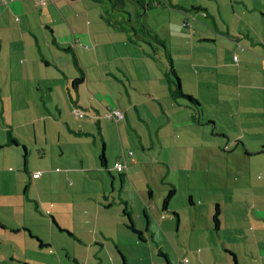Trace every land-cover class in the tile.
<instances>
[{
	"label": "crops",
	"instance_id": "0c3cea01",
	"mask_svg": "<svg viewBox=\"0 0 264 264\" xmlns=\"http://www.w3.org/2000/svg\"><path fill=\"white\" fill-rule=\"evenodd\" d=\"M50 1L53 6L45 5L47 13L34 5V0L0 2V63L6 64L7 59L12 66L23 54L29 74L32 70L36 76L35 69L42 67L43 62L46 67L57 70L59 76L54 73L53 80L60 79L68 90L67 107L51 101V107L55 108L51 112L57 113L58 119L49 112L45 101L47 114L42 117L51 120L49 126L56 128L58 141L62 138L61 155L68 152L66 162L70 166L66 165L63 174L48 173L45 179L49 168H44L45 173L41 172L38 178L31 174L41 170L32 168L30 179H44L50 185V176L60 174L54 179L62 185L67 178L72 183L75 178H85L97 181L100 186L73 188V198H65L71 192L65 188L56 191H52L51 185L46 191L36 188L35 209L43 221L38 223L35 235L29 237L35 243L22 233V230L29 233L23 227L26 224L19 227L0 218L3 224L0 226V264H161V261L167 264L165 257L172 264H264V101L260 106L238 104L236 108H221V116L239 120L235 130L231 125L222 126L214 116L208 120L212 122H208L212 125L210 132L200 122L209 97L215 109L224 107L227 101L222 85L218 84L219 78L214 85L220 90L209 92L208 85H213L210 77L214 73L222 79L227 73L234 81L246 76L247 82L237 85L236 99L248 97V103L253 100L261 104L256 99L257 89L264 94V74L259 78L249 68L264 58V35L258 31L252 33L250 28L243 31L241 26L226 24L223 20L226 19L224 5L229 2L232 13L246 21L245 11L240 8L250 10L249 0H141L145 8L137 0H89V3H100L98 6L67 0L68 11L58 6L64 0ZM29 4L39 9L38 21L32 16ZM97 7L100 13L91 12L90 9ZM151 17L161 21L151 27L148 21ZM180 21V28L187 29L190 36L193 32L202 34L197 36L199 41L213 45L220 42L228 47L231 59L223 58L226 52L220 49L214 52L216 61L201 62L195 76L193 72L190 74L196 90L183 91L182 82L179 84L183 92L199 102L200 112L184 98L172 96L175 85L167 80L166 53L171 57V52L160 34H180ZM117 32L127 33L114 40L111 34ZM157 44L163 45L164 53ZM120 45L125 49L117 51ZM68 53L70 58L63 56ZM233 55H237L238 61H234ZM96 59L104 61L106 74L118 84L114 89L108 87L107 77L98 67L96 73L102 75L100 79L105 87L101 92L89 91L87 103L83 96V87L90 86L86 68H94ZM65 63L77 75L72 72L67 76ZM79 76L83 80L74 86L73 80ZM38 89H42L40 84ZM48 89L56 92L54 86ZM109 108L120 109L124 117L119 121L109 119L105 116ZM76 112L83 115L77 117ZM72 115L75 119L88 117V121L71 124ZM44 125L47 129L48 124ZM7 132L8 140L0 147L25 145L23 140ZM209 136H218L219 140ZM11 152L16 160L17 150ZM116 161L125 165L121 171L114 168ZM146 165L156 174L151 177L156 188L149 186ZM23 171L27 173L26 158ZM193 173L200 175L204 182L210 177L216 179L217 186L214 188L211 184L214 192L201 205L195 204L199 196L190 186ZM16 178L19 180L21 176ZM179 183L184 185L180 190L184 188L190 210H185V204L181 208L175 206ZM24 185V194H29L28 183ZM170 190L173 193L164 208L163 200ZM46 205H54L51 212ZM215 206L218 227L213 221ZM43 209L53 224L47 221ZM136 209L146 222L138 224ZM67 211L72 222L66 218ZM125 211L134 228L141 232L140 237L128 228ZM161 211L167 212V217H153ZM99 215H105L106 219L99 222ZM43 225L47 235L40 230ZM157 239L162 242L156 244ZM194 241H200L201 250L192 248ZM140 250L142 256L137 255Z\"/></svg>",
	"mask_w": 264,
	"mask_h": 264
},
{
	"label": "rangeland",
	"instance_id": "374dc122",
	"mask_svg": "<svg viewBox=\"0 0 264 264\" xmlns=\"http://www.w3.org/2000/svg\"><path fill=\"white\" fill-rule=\"evenodd\" d=\"M45 3L37 2L34 0L32 2L34 5H36L38 8H44L45 11L44 13H47L46 6H53L50 0H42ZM64 3H61L60 1L58 2V6L62 9L66 8V11H68V2L67 0H64ZM213 1V0H211ZM80 5H89V4H94V5H100V3H89V0H80L79 2ZM33 4H29V8L32 11L34 16V19L38 21V10L35 7H33ZM249 8L250 10H245L244 7L241 6V9H244L245 15L247 16L246 21H242L240 17L232 13V9L230 6V3L227 2L224 5V8L226 11H224V15L226 19H223L226 24L230 23L237 26H241L243 31H248V28H250V31L253 33L255 31H258L259 34L262 36L264 35V0H249ZM190 7V5H189ZM52 9H54L52 7ZM91 12L100 13V8H92L90 9ZM194 13V12H193ZM43 19H46L44 16ZM201 23L204 22V19H200ZM151 27L156 26V20L155 18L151 17L149 20ZM159 20L158 22H160ZM251 21V22H250ZM182 21H180L178 27L180 28V24ZM24 23V19H23ZM160 30V29H159ZM187 29H181L180 28V34L175 35L172 34L166 35V34H160V36L164 37L166 41V46L167 49L170 50L171 52V58L173 62V68L175 69L176 73L178 74V77L180 79V84L182 82L181 88H183V91H194L195 85L193 81L190 79V74L192 76H195L196 74V68H198L201 65V62H206L209 63V61H216V56H214V52H219L220 49L224 50L226 52L225 56L223 58L227 60H231L229 54L228 47L225 45L221 44L220 42H217L216 45H213L212 43H203L198 40L197 36L202 35L201 33L198 32H193V36H190L189 31L186 32ZM127 32H117L116 34H111V37L114 40H119L121 36L126 35ZM146 38V37H145ZM191 38V39H190ZM150 39V38H149ZM231 41V39H229ZM80 44V43H76ZM88 47V46H85ZM147 47V46H146ZM157 47L163 51L164 53V47L161 44H157ZM149 48V47H148ZM89 49V48H88ZM121 49H125L124 45L117 46L116 50L120 51ZM46 50V49H44ZM151 50V49H150ZM264 50V48H263ZM29 52H31L28 49ZM44 52V51H43ZM253 52V51H252ZM39 54V52L37 51ZM51 55V53H50ZM22 58H19V62L16 61V63H12V66H10V63H8L7 59L6 64H4L3 61L0 63V146L2 145L3 141L8 140V130L10 133H12V137H17L20 140H23L25 142V145L20 144L17 147L13 146H7V147H0V204H3L2 206L0 205V218H2L4 221L7 223L9 222H14L17 224L19 227L22 226V224H26V227L29 230H25V232L22 230V233H24L25 236L29 237L32 235H35L33 232H35L38 228V223L42 220V217L40 216V213L35 209V202L34 200L36 199V188L38 190H47L50 185L52 187V191H56L57 189L65 188L68 191H71L67 193L65 198H73L74 195L72 194V189L75 188H85V187H97L100 186L97 181L95 182L93 179H85V178H75L73 179V183L71 182L70 178H67L65 185H62L60 183H57L54 179V177H59L60 174H63L67 169L66 165L70 166V162L67 161V157L69 156L68 152L65 153L64 155H61V149L60 145L62 142V138L58 141L57 136H56V128L54 126H49V123H51V120H47L46 118L42 117L47 114L46 108L43 105V102L45 101L47 106L49 108V112L52 113L51 111H54L55 108L51 107V101L54 103L59 104L62 108H65L68 106V96L67 93L68 90L65 89V87L62 86L61 80L56 79L53 80L52 75L56 73L57 77L59 76L57 70L52 67H46L43 62L42 67H36L35 69V74L36 76H33V71L31 70V74L27 72L26 68V58L23 54H21ZM68 56L70 58L71 53L64 54L63 55ZM164 57V56H163ZM214 57V58H212ZM51 59V58H50ZM165 59V57H164ZM28 60V59H27ZM167 62L168 59H166ZM264 58H259L257 60V63L253 64L252 67L249 68V70L252 72L254 71V75L261 78L262 74H264V63H263ZM24 62V63H21ZM104 62V61H103ZM100 61V59L95 60L96 66L94 68H91L88 66L86 70H88V80L90 81V86L88 87H83V96L85 97V100L87 103L90 102L88 97L90 96V92H101L104 90V85L102 84V81L100 78H102V75L100 76L96 71H98V67L101 68V71L103 72L104 75H106L105 78L107 81H105V84L114 89L115 85L118 83L114 82L113 77L110 74H106L107 69H105L104 64ZM65 67L67 66L66 63L64 65ZM243 65V69H245ZM68 67V66H67ZM111 67V65H110ZM29 68V67H28ZM74 72V74L77 75V72L74 68L71 70L68 67V69H65V73L67 76H70ZM191 72V73H190ZM87 75V73H86ZM120 76V74H118ZM108 78L110 80H108ZM122 78V77H121ZM219 78L218 84L222 85V89L225 94V98L227 101L223 104L224 107H218L215 109L212 105H215L214 103H211L212 99L209 97L207 100L208 104L207 107L205 106L203 108V112L205 113L204 116H202L201 123L204 124V127L208 132L211 131L212 125L208 123V120L210 116H214L217 118L218 123L222 124V126H227L231 125L232 128L235 130V124L239 122V120H231L230 118L227 117V115L221 116L222 112H220L221 108H229L233 107L236 108L237 105L239 104L240 106L247 107L249 104L251 106H260L263 105L264 101V94L260 92L257 89V94L258 97L256 100H259L261 104L255 103V101H246L248 97H245V100L243 99H236V94L239 91L237 89V85H244L245 82H247V77L242 75L239 80L236 79L234 81L230 77H228V74L225 73L224 79H222V76H217L214 73V76H211L210 79L213 80L211 81L213 85H208L209 87V92L210 91H219V87H216L214 85L215 80ZM125 80V77H123V82ZM111 81V82H109ZM93 82V83H91ZM255 83L260 82L254 81ZM116 83V84H115ZM122 84L121 82H119ZM38 84L41 86V90L38 89ZM56 88V92L50 91L48 87ZM72 86V81L69 86L70 90L73 88ZM86 91V94H85ZM183 94H186L183 92ZM242 91V89H240ZM211 94V92H210ZM44 97V98H43ZM202 101V99H201ZM81 110V109H80ZM82 112L87 113V111L82 110ZM123 112V111H122ZM56 119H58V114L57 113H52ZM65 112L62 114L64 115ZM124 117V114H123ZM150 117V116H149ZM54 121L56 119L50 118ZM71 119V124H76V123H82L84 121H88V117H84L83 119H75L72 116H70ZM47 123V129L44 125V123ZM53 122V121H52ZM54 123V122H53ZM142 124L143 121H141ZM158 123L160 121L158 120ZM141 128V126H137ZM231 131H233L231 129ZM248 132H250L247 129ZM127 136H124V138ZM210 138H218V136H209ZM229 137V136H227ZM232 139L231 137H229ZM226 140V139H225ZM59 142V143H58ZM127 143H131L129 140L126 141ZM151 144V143H149ZM124 146H126L124 144ZM25 147V149H24ZM242 148V145H240ZM120 148V147H119ZM131 148V146H130ZM211 149V148H209ZM16 151L18 152V157L10 155L12 153L11 151ZM60 153H58V151ZM132 151L134 149H131ZM57 151V152H56ZM128 151V150H127ZM101 152V150H100ZM108 156L111 157V151H110V146L108 147ZM175 153V150L173 151ZM57 153V155H56ZM208 153L211 154L209 151ZM131 154V153H130ZM24 158H26V166H27V173L23 171V164H24ZM228 164L233 165L232 161H229ZM19 168V169H18ZM32 168L40 169V172L44 171V168H49L50 172H43L44 174V179L47 177L48 173H60L59 175L56 176H50L52 178L51 184L47 185L46 182L43 180L40 181H35L30 179V173L33 171ZM210 168L213 169L214 167L212 166V163L210 165ZM17 170H19L17 172ZM147 173V178L149 180V186L152 188H156L157 184L152 180V176L156 175L154 170H150L149 166H145V170ZM17 175H20L21 178L17 180ZM92 176V175H91ZM25 177V181L23 178ZM145 181L142 179V183ZM212 182V183H211ZM28 183V188H30L28 191L30 192L29 194L25 193L24 194V184ZM211 184L214 185V188L217 186L216 185V179L215 178H209L206 182H204V179L198 175L196 176L194 173L192 174L191 178V188L192 191H195L198 194V198L196 200V205H201L203 202L207 201L210 197V193H213L214 191L211 189ZM159 185H162L161 183ZM180 185L179 183V191L177 192L175 196V206L177 208H181L184 204L187 205L185 207V210H190V205H188V197H186L184 188L182 187L180 190ZM55 193V192H54ZM168 194V193H166ZM166 196V195H165ZM184 196L186 197L185 202L184 201ZM80 199L81 197H77ZM58 199V198H57ZM79 204V203H78ZM54 206V205H53ZM53 206L46 205V208L48 209L49 212L52 211ZM71 204H68V207H70ZM77 206V205H76ZM79 206H77V209L79 210ZM44 214H45V209H43ZM43 214V215H44ZM136 220L138 224L146 222L144 215H140L139 209H136ZM46 215V216H45ZM44 216L46 217L47 221L52 223V219L50 215L45 214ZM167 217V212L161 211L158 214H153V217L156 219H160L161 217ZM66 218L68 221H73V218L71 215H69L68 211L66 213ZM106 219L105 215H99V222L103 221ZM53 224V223H52ZM34 225V227L32 226ZM55 226V225H54ZM55 231H58V228L55 226ZM42 233H47V229H45L44 225L40 228ZM23 235V234H22ZM31 240V239H30ZM33 241V240H31ZM35 243V241H33ZM161 240L156 241L157 243H161ZM196 243H198V246H196ZM192 248H199V250L202 249V245L200 244V241H194L192 243ZM154 245V244H153ZM169 246V245H168ZM171 249V248H170ZM190 250V247H189ZM185 254V250L182 252ZM142 250L137 251V255L142 256ZM135 264H140L139 262H136ZM161 264L162 261H161Z\"/></svg>",
	"mask_w": 264,
	"mask_h": 264
},
{
	"label": "trees",
	"instance_id": "16d2710c",
	"mask_svg": "<svg viewBox=\"0 0 264 264\" xmlns=\"http://www.w3.org/2000/svg\"><path fill=\"white\" fill-rule=\"evenodd\" d=\"M137 2L140 4V6H142V7H144V4L141 2V0H137ZM145 8V7H144ZM141 24V23H140ZM143 24V23H142ZM141 26H144V25H141ZM146 30V29H145ZM153 37V36H152ZM154 39L156 40V42H158V43H160L158 40V38L157 37H154ZM243 49V48H242ZM166 57H167V59H168V63H169V70L167 71V80H168V82H170V83H174V85H175V87H174V90H172L171 91V93H172V96H176V97H180V98H184L187 102H190V104L191 105H195L197 108H198V110H199V108H200V104H199V102L195 99V98H193L192 96H190V95H187V94H183L182 93V90L180 89V87H179V77H178V75L176 74V72L174 71V68H173V66H172V59H171V57H170V55L168 54V53H166ZM83 80V76H79V78H76V79H74L73 80V85L74 86H76L79 82H81ZM199 112H200V110H199ZM109 119H112V118H109ZM122 119V118H121ZM120 119V120H121ZM113 120H116V119H113ZM116 121H119V120H116ZM208 122H211V121H208ZM212 123V122H211ZM11 141V140H10ZM13 142V141H12ZM14 143V142H13ZM129 154L131 153V151H129L128 152ZM101 158L103 159L104 158V156L103 155H101ZM116 163H119V164H121L122 165V167L124 168L125 167V165L123 164V163H121L120 161H116L115 163H114V168H115V164ZM122 168V169H123ZM116 169V168H115ZM121 169V170H122ZM117 170V169H116ZM121 170H117V171H121ZM38 172V171H37ZM41 173V172H40ZM33 174V173H32ZM32 174H31V176H32ZM41 175V174H40ZM172 193H173V190H170L169 192H168V194H167V196L165 197V199L163 200V207L165 208L166 207V205H167V202H168V200L170 199V197H171V195H172ZM124 214H125V216H127V223H128V228L131 230V231H133L134 233H136L139 237L141 236V232L139 231V230H137L136 228H134V226H133V224H132V222H131V219H130V216L128 215V213L125 211L124 212ZM218 216H219V214H218V208L215 206V212H214V214H213V221H214V224H215V227H218V224H219V218H218ZM54 221V220H53ZM1 225H3L1 222H0V226ZM120 256V258H121V260H122V263H123V257H122V255L120 254L119 255ZM165 257V256H164ZM165 260H166V263L167 264H172L170 261H168V259L165 257L164 258ZM187 261V259L186 258H184L183 259V262H186Z\"/></svg>",
	"mask_w": 264,
	"mask_h": 264
},
{
	"label": "built area",
	"instance_id": "2783aa9c",
	"mask_svg": "<svg viewBox=\"0 0 264 264\" xmlns=\"http://www.w3.org/2000/svg\"><path fill=\"white\" fill-rule=\"evenodd\" d=\"M5 0H0V2H4ZM37 2H41L42 4L43 3H45V2H43L42 0H36ZM233 59H234V61H238V57H237V55H233ZM83 115V113L82 112H76V116L77 117H81ZM105 116H107L108 118H112V119H116V120H120L121 118H123V112L120 110V109H118V108H109L107 111H106V113H105ZM115 168L117 169V170H121L123 167H122V165L121 164H119V163H116L115 164ZM40 172L38 171V172H34L33 174H32V177H34V178H38L39 176H40Z\"/></svg>",
	"mask_w": 264,
	"mask_h": 264
}]
</instances>
